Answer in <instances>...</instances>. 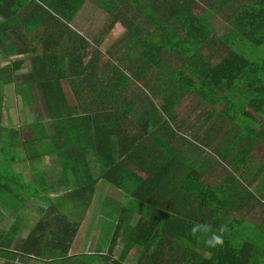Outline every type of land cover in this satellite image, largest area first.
<instances>
[{
	"label": "trees",
	"instance_id": "trees-1",
	"mask_svg": "<svg viewBox=\"0 0 264 264\" xmlns=\"http://www.w3.org/2000/svg\"><path fill=\"white\" fill-rule=\"evenodd\" d=\"M89 3L109 14L106 33L118 23L125 30L123 47H109L106 63L102 44L89 51L71 26ZM41 29L38 44L31 36ZM0 61V263L264 258V231L243 229L241 219L262 207L251 187L264 185V163L251 152L264 149V0H0ZM186 95L213 114L214 154L260 138L233 158L238 170L222 173L223 182L207 180L192 152L198 131L176 114ZM11 96L21 103L16 119ZM43 165L65 173L51 178ZM100 182L108 193L99 198L97 249L71 257ZM23 207L39 216L30 232L7 219ZM250 232L257 242L243 239ZM213 236L220 242L206 243Z\"/></svg>",
	"mask_w": 264,
	"mask_h": 264
},
{
	"label": "crops",
	"instance_id": "crops-1",
	"mask_svg": "<svg viewBox=\"0 0 264 264\" xmlns=\"http://www.w3.org/2000/svg\"><path fill=\"white\" fill-rule=\"evenodd\" d=\"M214 22L217 23V24H221V22H218V21H214ZM75 23H77V21H74L71 26H72V28L74 30L78 31L79 33L80 32H84L83 29H90L91 30V28L88 27L87 25H85V26H75L74 25ZM223 25H226L225 22H222L220 27L226 29V26H223ZM220 27L218 28V30L220 29ZM40 31H41V33L37 34V36H31V38L33 40L34 39H38V40H34L38 44L42 43L41 40L43 39V36H44L43 35V33H44L43 29H41ZM194 102H195V106H193V102L190 103V102H188L186 100V102H185L186 108L187 109L190 108V110L193 109L194 111L193 112H188L186 118L180 119V121H184L185 125L188 126V129H189V126L190 127L194 126L195 134L198 131V137H197V135H195L193 140L191 141V144L192 143L196 144L195 145L196 150L192 149V152H193V154L198 152L196 160H198L197 163H198L199 167L200 166L205 167L204 169L207 172L206 179L207 180L209 179V181L211 183H218L220 181L223 182V181L226 180V178H225V175L223 176L222 173H225L227 171L232 173V172H237L236 170H238L237 166L235 165V163L232 162L233 158L237 157V156L241 157L239 154L242 153V152H244L243 156H245L249 152V150L254 147L255 143L260 138L255 136L253 139H249V138L242 139L236 145L237 149L228 146L227 150H226L227 151L226 153H225V150H224V154L223 153L221 155L214 154L215 152L213 151V149L216 148V147L213 144H211V142L209 141V140H211V139H213L215 137V133L211 134L213 129H210L211 127H213V120H212L213 119V116H212L213 114L210 113V111L208 109H205L202 106L197 105L196 101H194ZM196 110L197 111L199 110V113H198L199 117L193 123L191 121H192V118H196ZM209 113H210V115L206 118V116ZM188 120L191 122V124L190 123L188 124ZM208 130H209V133H208ZM225 136H222V135L219 136V139H222V137L224 138L223 142L221 143V145H225L224 140H227ZM189 138H190V136H189ZM207 142L210 144L211 147L210 148L207 147L205 149L204 153L200 154L202 148L205 147ZM191 144H188V146L191 145ZM258 146H262L264 148V141L262 143H260V145H258ZM257 149H258V147L253 149V151L251 152V156L256 159L257 164L262 165L264 163V149H262V150H257ZM185 150H186V148H185ZM192 152L189 151V152L186 153V155L189 156V155L192 154ZM230 153H232L230 155V159H227L226 161H221V158H224V156H229ZM199 154H200V156H199ZM198 156H199V158H198ZM240 170H241V168H240ZM252 184H253V186L251 187V189L254 190L253 193L257 196V198H254V199L260 200L261 204H262V207H260L261 210L251 211L250 214H247L245 216V218L243 216V218H241V219L244 222H242V221H240V222L246 224L243 229L247 228L248 225H250L253 228L255 227L256 231H261V230L264 231V185H261V187H260L258 180L252 182ZM100 186L104 187V189L108 188V186L104 182H100L98 184V186H97V189ZM230 198L234 199L233 197H230ZM94 199H95V197H94ZM93 205H94V200H93L92 206ZM92 206L86 212V215H85V217H84V219H83V221L81 223V227H80L78 236L76 237V240H75V242H74V244H73V246H72V248L70 250V253H69V255L71 257L72 256H77V255H83V254H92L97 249V243L94 240V232H95V229L97 228V223L99 222L98 219H99V217L101 215L99 213V215H93L92 216L91 212H90L92 210ZM240 217H238V218H240ZM7 218L10 219V215H8ZM32 227L33 226H28L26 229H29V232H30V229ZM82 229H86L87 231H90L89 234H91L92 229H94V231L92 232L91 237H89V236L87 237L86 236L85 238H83V234H81L82 231H83ZM26 233L27 234L23 235L24 237H26L28 235L27 231H26ZM246 233L248 234V231ZM247 237H248V239H247ZM243 239H246L247 241L253 240V242H257L258 241V238L255 236L254 232H250L249 236H244ZM94 244H96V245L93 246ZM259 245L264 250V238L261 241H259ZM119 251L120 250H118L117 252H119ZM32 260H33V262L32 261L31 262L28 261L27 264H46V263H42L43 261L42 262H38L34 258ZM258 260H260V262L258 264H264V258L263 257H259ZM72 263L73 264H75V263L80 264V261L74 260ZM0 264H3V263H0Z\"/></svg>",
	"mask_w": 264,
	"mask_h": 264
},
{
	"label": "rangeland",
	"instance_id": "rangeland-1",
	"mask_svg": "<svg viewBox=\"0 0 264 264\" xmlns=\"http://www.w3.org/2000/svg\"><path fill=\"white\" fill-rule=\"evenodd\" d=\"M79 18H80V20L78 18H76L74 20V21H78L77 23L74 24L75 26L87 25L88 27L91 28V30L90 29H83L84 32L79 33L80 35L84 36L90 42L91 48H89V51L96 49L95 46H99L100 44H102L101 47L99 48L101 51L102 62L106 63L107 61L111 60L107 57L108 56L107 50L109 47H116V46L123 47V44L121 42H119V39L125 31L124 27L120 23H118L115 25V27L110 32L106 33L108 25L110 24L111 18L109 17V14L104 13L100 8H98L97 6H95L94 4H91V3H89L88 6L79 13ZM221 24H222V21H221ZM220 30H221L220 31V34H221L222 29H220ZM105 33H106V35H104ZM112 50L114 51V49H112ZM113 63L115 64L116 62L114 61ZM5 64H3L0 61V67L4 66ZM132 85L133 86L131 88L132 89L131 91L137 92L138 91V87L136 86L137 84L134 82V83H132ZM166 88L172 89L173 85H169V86L166 85ZM186 96L187 97H185V96L183 97V99L180 101V103L176 104V105H178V107H176L177 108L176 114H179L181 119L186 118V116L188 114L187 113L184 116V111L187 109L186 104H185L186 100L190 103L193 102V106H195V102L193 101L194 99L192 97H190L189 95H186ZM165 97H167V94L163 95L162 97L156 98L155 99L156 104L161 105L163 103V99H165ZM13 99H14V96H11L10 101H12V102L14 101L15 105H16L15 111H14V117L16 119V115L17 114L19 115V111H20L19 106L21 105V103L18 100V98H16V100H13ZM140 99H143V97L140 96ZM15 112H16V115H15ZM198 113H199V110L198 111L196 110V118H192L191 122L194 123L195 120L199 117ZM12 114H13V112H12ZM209 115H210V113L206 116V118ZM233 119L235 120L236 123H238L240 121H244V118L241 114H233ZM191 122L188 120V124L189 123L191 124ZM232 148L237 149L235 147V145ZM47 159L48 160L55 159V155L49 154V156L47 155ZM50 166L55 167L56 165H50ZM50 166L47 165V167H50ZM43 168L48 171V175H49V177L51 176V178L58 177L59 174L64 175V173H65V172L60 171V169L56 171V169H55L56 167L53 169H46V166L43 165ZM103 191H104V193H108V191H106V189H104V187H102V186L98 187L97 192L95 194L94 205L92 206V210L90 211L92 216L93 215H99L98 209L100 208V205H101V201L99 200V198L102 195ZM114 191H116V190H114ZM116 192H118V191H116ZM116 195L117 194L115 193L114 197H116ZM80 213H82V212H80ZM18 217H24V221L20 223L19 220L16 219ZM7 219H8V222H15L19 226L20 225L21 226H34L38 222L39 216L37 215V213H33L32 210L26 209V207H23V209H20V212L18 213L17 216L12 218V216L10 215V219L9 218H7ZM0 225H1V223H0ZM4 225H6L7 227L11 226V224L10 225L4 224ZM82 230L83 231L81 234H83V238H85L86 236L91 237V234L94 231V229H92L91 234H89L90 231H87L86 229H82ZM98 235H99L98 233L97 234L94 233V237L97 239V241H96L97 244H98V238H101V236L100 235L98 236ZM95 245L96 244H94L93 246H95Z\"/></svg>",
	"mask_w": 264,
	"mask_h": 264
},
{
	"label": "clouds",
	"instance_id": "clouds-1",
	"mask_svg": "<svg viewBox=\"0 0 264 264\" xmlns=\"http://www.w3.org/2000/svg\"><path fill=\"white\" fill-rule=\"evenodd\" d=\"M213 242L219 243L220 242V237L219 236H213L211 240L206 241V243L212 244Z\"/></svg>",
	"mask_w": 264,
	"mask_h": 264
}]
</instances>
